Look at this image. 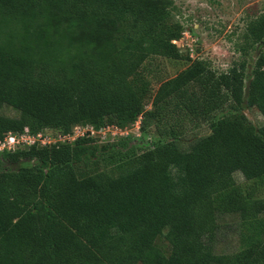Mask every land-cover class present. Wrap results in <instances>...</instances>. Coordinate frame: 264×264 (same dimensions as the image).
I'll return each instance as SVG.
<instances>
[{
	"label": "trees",
	"instance_id": "trees-1",
	"mask_svg": "<svg viewBox=\"0 0 264 264\" xmlns=\"http://www.w3.org/2000/svg\"><path fill=\"white\" fill-rule=\"evenodd\" d=\"M172 5L0 0V111L18 113L0 112V139L26 129L54 139L0 152V264H264V126L244 113L257 108L264 117V15L249 25L241 49L247 57L248 48H263L248 93L245 58L212 90L214 103L227 98L234 112L209 135L184 148L187 129L169 119L154 141L100 135L138 122L142 134L176 97L196 115L200 101L212 102L190 90L205 62L188 57L171 78L150 67L184 59ZM76 128L88 131L76 136ZM129 140L135 146L121 154ZM87 159L95 167L82 174L76 165ZM224 216L239 219L240 245L231 254L215 249ZM162 237L169 255L157 244Z\"/></svg>",
	"mask_w": 264,
	"mask_h": 264
},
{
	"label": "rangeland",
	"instance_id": "rangeland-1",
	"mask_svg": "<svg viewBox=\"0 0 264 264\" xmlns=\"http://www.w3.org/2000/svg\"><path fill=\"white\" fill-rule=\"evenodd\" d=\"M171 1L173 3L171 9L174 20L181 23L184 28L182 39L175 42L184 59L179 61L158 60L154 61L150 67L155 72L157 71L156 75L160 78H171L191 64L187 60L188 57L192 61L205 62L207 65L206 73L200 80L192 84L190 90L200 96H208L212 102L205 105L200 101L198 116L194 111H188L185 97H176L160 108L162 118L157 122L150 123L149 125L152 126L148 131L141 134L139 131L140 122H138L125 131L107 128L100 134L104 139L108 138L109 135L112 139L118 137L130 138V135H134L137 138L142 137L143 140L154 141L158 136L156 130L158 128L156 127L164 122H169L167 120L169 119L187 129L188 132L179 139L182 147L187 148L189 141L209 135L212 132V125L227 114L234 112L231 102L227 98L222 99L221 105L215 104L216 99H220L217 98V94L214 95L212 90L217 93L218 89L216 88H218L220 75L227 73L234 64L245 58L248 61V69L244 88L246 95L248 93L255 61L263 48L260 45L248 48L247 57L244 56L241 49L247 47L246 35L249 25L264 15V0ZM148 109H151V105L148 106ZM0 112L5 116H18V113L10 107H4ZM244 113L257 129L264 126V117L257 108L247 107ZM87 131H83L82 134ZM134 146L133 140H129L120 145V153L124 154ZM118 162L125 163V160H119ZM94 167L95 162L93 159H87L85 162L76 165L77 171L82 174L92 172ZM107 168L108 166L104 163L99 165V169ZM234 177L239 185L248 186L249 183L240 173H235ZM260 197L264 198V189L260 191ZM238 220L237 216H224L219 219L222 229L215 244L218 254H231L238 251L240 245L239 236L236 232ZM157 244L165 254H170V246L163 237L158 240Z\"/></svg>",
	"mask_w": 264,
	"mask_h": 264
},
{
	"label": "built area",
	"instance_id": "built-area-1",
	"mask_svg": "<svg viewBox=\"0 0 264 264\" xmlns=\"http://www.w3.org/2000/svg\"><path fill=\"white\" fill-rule=\"evenodd\" d=\"M83 130H80V128H76V136L83 135ZM85 132V131H84ZM70 138V137H67ZM36 142H40L43 145L51 144L54 142V139L51 137L41 133L38 135H33L30 133L28 129L22 134H12L9 133L3 140L0 139V152L4 151H14L19 146H32Z\"/></svg>",
	"mask_w": 264,
	"mask_h": 264
}]
</instances>
